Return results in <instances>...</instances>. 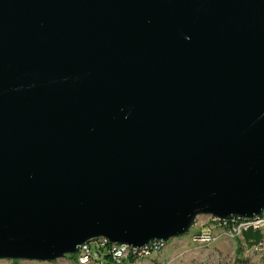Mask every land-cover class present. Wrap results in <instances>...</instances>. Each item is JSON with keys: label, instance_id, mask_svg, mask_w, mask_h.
<instances>
[{"label": "water", "instance_id": "95a60500", "mask_svg": "<svg viewBox=\"0 0 264 264\" xmlns=\"http://www.w3.org/2000/svg\"><path fill=\"white\" fill-rule=\"evenodd\" d=\"M263 213L264 0H0V260Z\"/></svg>", "mask_w": 264, "mask_h": 264}, {"label": "built area", "instance_id": "2783aa9c", "mask_svg": "<svg viewBox=\"0 0 264 264\" xmlns=\"http://www.w3.org/2000/svg\"><path fill=\"white\" fill-rule=\"evenodd\" d=\"M203 217L207 219L201 220ZM203 217L197 218L192 228L195 229L194 232L191 234V229L186 235L188 236L185 239L186 243L183 245L185 240H178L180 245L174 249L169 241L158 240L144 247L135 248L112 244L101 238L80 247L76 256H67L52 264H188V259L198 260L201 254L223 240L239 239L242 241L244 234L250 230L264 234V213L253 220L219 221L212 217ZM243 245L245 247V244ZM263 247L264 238L255 249L261 250Z\"/></svg>", "mask_w": 264, "mask_h": 264}, {"label": "rangeland", "instance_id": "374dc122", "mask_svg": "<svg viewBox=\"0 0 264 264\" xmlns=\"http://www.w3.org/2000/svg\"><path fill=\"white\" fill-rule=\"evenodd\" d=\"M203 217L201 220H206ZM195 230V229H194ZM192 229L191 234L194 232ZM254 235V230H250L244 234L242 241L239 239L223 240L220 243L211 247L207 252L201 254L198 260H187L188 264H264V248L262 250H256L255 247L259 242L258 236H254L252 239H248V234ZM258 232V231H255ZM186 237L179 239H172L169 241L170 245H173V249L179 244L178 240L184 241ZM187 240L184 241L183 245ZM250 241H252L250 243ZM244 242V243H243ZM243 244H248V248H245ZM241 253L239 252L240 248ZM52 264V263H41V262H30V261H10L0 260V264ZM193 262V263H191Z\"/></svg>", "mask_w": 264, "mask_h": 264}, {"label": "crops", "instance_id": "0c3cea01", "mask_svg": "<svg viewBox=\"0 0 264 264\" xmlns=\"http://www.w3.org/2000/svg\"><path fill=\"white\" fill-rule=\"evenodd\" d=\"M249 232V231H248ZM247 233V232H246ZM245 233V234H246ZM254 233V235H251L252 233L250 232L249 234H248V239H252L254 236H258L259 237V239H258V241H261L262 240V238L264 237V234L262 233V232H260V231H258V232H253ZM252 241H250V243H251ZM259 243V242H258ZM257 243V244H258ZM245 247L246 248H248V244H245Z\"/></svg>", "mask_w": 264, "mask_h": 264}, {"label": "trees", "instance_id": "16d2710c", "mask_svg": "<svg viewBox=\"0 0 264 264\" xmlns=\"http://www.w3.org/2000/svg\"><path fill=\"white\" fill-rule=\"evenodd\" d=\"M264 238V237H263ZM263 238H262V240H263ZM261 240V241H262ZM261 241H259V242H261ZM264 248V247H263ZM241 249H242V247L240 248V250H239V252L241 253ZM262 250V249H261ZM15 264H18V262H15Z\"/></svg>", "mask_w": 264, "mask_h": 264}]
</instances>
